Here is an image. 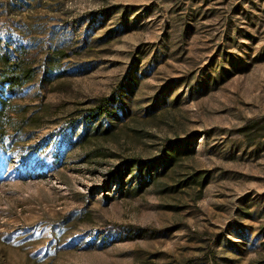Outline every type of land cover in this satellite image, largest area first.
Returning a JSON list of instances; mask_svg holds the SVG:
<instances>
[{
	"label": "rangeland",
	"instance_id": "374dc122",
	"mask_svg": "<svg viewBox=\"0 0 264 264\" xmlns=\"http://www.w3.org/2000/svg\"><path fill=\"white\" fill-rule=\"evenodd\" d=\"M0 264H264V0H0Z\"/></svg>",
	"mask_w": 264,
	"mask_h": 264
},
{
	"label": "trees",
	"instance_id": "16d2710c",
	"mask_svg": "<svg viewBox=\"0 0 264 264\" xmlns=\"http://www.w3.org/2000/svg\"><path fill=\"white\" fill-rule=\"evenodd\" d=\"M3 56H5L7 58V54L6 53L1 55V57H3ZM4 70H7V69H3L1 71L2 72L1 74L7 76V79L5 80L7 82V86H14L15 84L21 82L20 80L22 78V71L20 70L19 67L18 68L16 67V63L14 64V66L12 65L7 71H4ZM114 99H115L114 94L101 99L100 100V104L98 105V107L93 109L91 112L86 113L83 116V118L80 119V121L83 122V124L87 125V124H89L91 122V120L93 118H95V117H97L99 115H103V114L107 113L108 107L110 106L111 102L114 101ZM108 130H109V128L105 129V131H108ZM165 146H166V149L170 151L171 143L169 141H166ZM141 163L145 164V162H143V161H141ZM150 176H152V175H150ZM184 182L185 183H187V182L193 183V182H195V180L193 179V176H191V178L187 177V179H185Z\"/></svg>",
	"mask_w": 264,
	"mask_h": 264
}]
</instances>
